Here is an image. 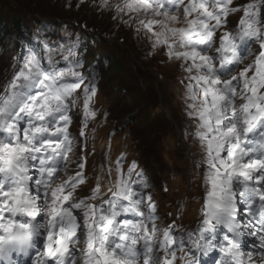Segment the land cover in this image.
Returning a JSON list of instances; mask_svg holds the SVG:
<instances>
[{
    "label": "snow or ice",
    "instance_id": "1",
    "mask_svg": "<svg viewBox=\"0 0 264 264\" xmlns=\"http://www.w3.org/2000/svg\"><path fill=\"white\" fill-rule=\"evenodd\" d=\"M232 3L100 0L137 37L143 31L152 49L165 47L187 74L186 113L203 152L196 167L204 169L206 196L198 226L179 234L174 222L157 226L152 185L135 171L137 161L125 173L118 157L107 191L98 181L83 198L77 189L86 183L85 162L74 161L78 171L61 177L73 151V108L82 100L87 127L97 115L91 105L100 77L63 37L42 41L37 30L26 42L22 67L0 94V264H17V257L29 264H177L178 252L187 257L180 264H264V0L243 6L236 30L221 33L215 47L229 14L241 10ZM62 44L57 54L66 63L47 51ZM214 47L217 54L209 55ZM246 237L255 251L245 249Z\"/></svg>",
    "mask_w": 264,
    "mask_h": 264
},
{
    "label": "rangeland",
    "instance_id": "2",
    "mask_svg": "<svg viewBox=\"0 0 264 264\" xmlns=\"http://www.w3.org/2000/svg\"><path fill=\"white\" fill-rule=\"evenodd\" d=\"M28 2L30 5L34 3V1L38 4L39 7H41L42 11H47L53 6H55L57 3H59V8L64 7V2H68L73 6V9L71 10L67 6L64 8L68 10V13H75L76 18H81V19H87L86 21L91 22L93 25H95V22L97 19H101V21H106L108 19V15L111 16L113 15V11H108L104 10L100 7V0H84L82 4L79 3L77 0H22ZM34 5V4H33ZM32 5V6H33ZM76 5L80 6V9ZM33 11H36L35 9H31ZM108 31L113 30V26L110 24L109 27L107 28ZM116 30V29H115ZM123 42L125 43L124 45L126 47H130L131 49H137V47H144L143 49L146 51L148 49L147 45L149 43L148 40L142 37H137L136 35L130 36V34L125 31V36L123 38ZM142 49V50H143ZM159 49V50H158ZM156 50H152L153 54L152 55H147L148 56V66H155L152 67L154 70L152 72L156 74L155 72H162V82L165 83L169 82L171 86L175 89L177 88V83L175 82V79L177 76H182L179 73V67H180V62L178 60H170L166 55V49L165 48H158ZM181 72V71H180ZM182 73V72H181ZM152 75V74H151ZM150 82H153V79H149ZM163 83H160L161 91H163V109L162 113L163 116H166L168 114L173 115L169 109L174 107L173 101H166L170 99L171 93L169 85H163ZM179 84V83H178ZM154 100L150 102V104H154ZM174 116V115H173ZM175 117V116H174ZM144 138V134L141 136ZM174 143V138L172 136H168V140H162L160 144L172 146ZM180 151L186 155V152L184 153L183 146L180 144ZM151 155V154H149ZM176 165L180 167H185L186 163L183 159H180V161H176Z\"/></svg>",
    "mask_w": 264,
    "mask_h": 264
},
{
    "label": "trees",
    "instance_id": "3",
    "mask_svg": "<svg viewBox=\"0 0 264 264\" xmlns=\"http://www.w3.org/2000/svg\"><path fill=\"white\" fill-rule=\"evenodd\" d=\"M17 1L18 5L20 6V8L24 11H27V12H31L32 9H35L40 15L46 17L48 20H61V19H67V18H75L74 16H70V14H64V9H63V6L61 8H59V3H57L55 6H53L52 8H50L49 10L47 11H42L41 10V7L38 6V4L34 1V3H32V5H30L28 2L26 1H22V0H15ZM98 22L100 23L99 24V27L97 26H94L95 29H99L101 30L100 27H103L102 25V21L101 20H98ZM145 103L143 102V100L141 99V101H136L133 103V109H139V110H143L146 106L144 105Z\"/></svg>",
    "mask_w": 264,
    "mask_h": 264
}]
</instances>
